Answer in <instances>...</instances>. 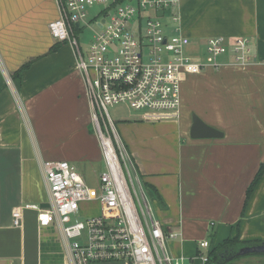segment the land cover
I'll use <instances>...</instances> for the list:
<instances>
[{"label":"crops","instance_id":"1","mask_svg":"<svg viewBox=\"0 0 264 264\" xmlns=\"http://www.w3.org/2000/svg\"><path fill=\"white\" fill-rule=\"evenodd\" d=\"M165 12L179 16L195 60L207 58L201 48L210 37H223V64L182 74L177 112L123 105L127 114L114 122L143 200L167 234L181 232L169 239L170 254L205 264L198 255L228 238L264 241V173L246 193L264 163V0H180ZM57 17L56 0H0V264H76L59 223L41 226L37 211L25 209L18 227L12 212L25 203L51 207L45 160L86 174L104 159L76 49L68 42L50 49L48 24ZM239 37L252 44L248 64L233 60ZM193 115L223 134L193 138ZM203 239L209 248H200ZM238 259L229 264H264L262 254Z\"/></svg>","mask_w":264,"mask_h":264},{"label":"built area","instance_id":"2","mask_svg":"<svg viewBox=\"0 0 264 264\" xmlns=\"http://www.w3.org/2000/svg\"><path fill=\"white\" fill-rule=\"evenodd\" d=\"M179 2L56 0L59 17L49 21L48 31L56 42H68L76 49L106 169L94 185L74 164L45 160L51 207L25 203L12 215L18 227L25 209L37 211L41 226L59 223L71 240L76 264H187L183 255L170 254L167 243L178 239L181 232L172 230L167 234L161 220L143 200L141 179L110 114V108L117 105L166 114L177 112L181 106L182 74H197L223 64L219 58L227 53L228 43L221 36L207 40V58L195 60L188 54L179 16L165 12ZM132 21L136 23L134 27ZM82 27L94 31L88 56L82 53L76 36ZM232 44L233 60L248 64L252 56L250 39L239 37ZM92 200L99 202L98 214L80 220V204ZM199 244L201 249L210 247L207 239ZM198 256L207 261V253Z\"/></svg>","mask_w":264,"mask_h":264},{"label":"rangeland","instance_id":"3","mask_svg":"<svg viewBox=\"0 0 264 264\" xmlns=\"http://www.w3.org/2000/svg\"><path fill=\"white\" fill-rule=\"evenodd\" d=\"M172 14V13H171ZM168 22L170 24H173V21L169 18ZM136 25V23L134 21H132L131 23V27H134ZM76 36L79 42V46L81 48L82 53L85 56H88L89 54V45L90 43L93 41V35H94V31H92V29L90 27H82L81 30H77L76 31ZM203 45V43L201 44ZM188 52L189 53H196L195 51H193L192 49L188 48ZM201 52L202 53H207V45H203V47L201 48ZM115 107L110 108V114H112L113 119H117V116L123 115L124 113L127 114V110L125 109V107L123 105H117L116 109H114ZM100 165L96 166V167H92L89 168L88 171L86 172V174H83L80 170V173L84 175L85 178H87L88 180H90V182L94 185L98 184V175L100 174V172H102V170L106 169V163L104 161V159L101 160V163H99ZM98 210H99V202L92 200V201H86L84 203L80 204V214L82 219L87 218L88 215H92V214H98Z\"/></svg>","mask_w":264,"mask_h":264},{"label":"trees","instance_id":"4","mask_svg":"<svg viewBox=\"0 0 264 264\" xmlns=\"http://www.w3.org/2000/svg\"><path fill=\"white\" fill-rule=\"evenodd\" d=\"M60 45H61L60 42H56L55 44L52 45L50 49L52 51H55ZM26 67H23L17 70L16 78L18 76H21L22 70L25 69ZM263 173H264V163L260 165L258 171L255 174L254 179L252 180L250 186L247 189V192H246L247 199H249L252 196V192L257 186L258 182L260 181ZM258 243H262V241L245 242V241L239 240L237 236L234 239L228 238L224 240L223 242H221L220 246H217L215 248H210L208 250L207 261L205 262V264H229V263L237 262V260H239L238 259L239 257H237V259H232V260H227L226 257L235 253L241 247H244L247 245L258 244Z\"/></svg>","mask_w":264,"mask_h":264},{"label":"water","instance_id":"5","mask_svg":"<svg viewBox=\"0 0 264 264\" xmlns=\"http://www.w3.org/2000/svg\"><path fill=\"white\" fill-rule=\"evenodd\" d=\"M191 128V136L193 138L217 137L223 134L220 130L207 125L201 118L197 117L196 115H193V123ZM253 254L264 255V241L262 243L241 247L235 253L227 256L226 259L232 260L237 259V257H244Z\"/></svg>","mask_w":264,"mask_h":264}]
</instances>
